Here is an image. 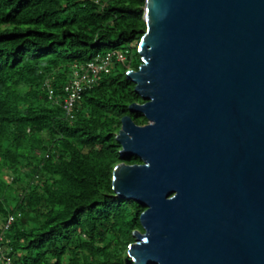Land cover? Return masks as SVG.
Here are the masks:
<instances>
[{
  "label": "water",
  "instance_id": "95a60500",
  "mask_svg": "<svg viewBox=\"0 0 264 264\" xmlns=\"http://www.w3.org/2000/svg\"><path fill=\"white\" fill-rule=\"evenodd\" d=\"M145 126L122 119L117 197L144 206L136 264H264V0H146ZM133 154V155H132Z\"/></svg>",
  "mask_w": 264,
  "mask_h": 264
},
{
  "label": "trees",
  "instance_id": "16d2710c",
  "mask_svg": "<svg viewBox=\"0 0 264 264\" xmlns=\"http://www.w3.org/2000/svg\"><path fill=\"white\" fill-rule=\"evenodd\" d=\"M146 0H0V233L12 264H133L146 208L113 190L122 119L145 101L129 71L142 62ZM121 51L68 117L72 67ZM54 91L50 100L46 83ZM8 230V229H6Z\"/></svg>",
  "mask_w": 264,
  "mask_h": 264
},
{
  "label": "built area",
  "instance_id": "2783aa9c",
  "mask_svg": "<svg viewBox=\"0 0 264 264\" xmlns=\"http://www.w3.org/2000/svg\"><path fill=\"white\" fill-rule=\"evenodd\" d=\"M113 58H116L117 61H121V62L125 60V56L123 55L122 52L109 54L105 59L98 58L94 62L90 63L87 67L88 71L91 72V77L89 74L83 75L81 80H86L89 82L90 80H94L101 71L108 69ZM69 92H70V97L67 101L65 109L68 111V114L70 115L72 106L75 104L77 100L80 99L81 94L83 92V86L81 85L79 80L73 83ZM13 220H14L13 217L9 218L8 223L6 225V229L9 228ZM0 264H12L10 251L6 252L5 250V237L3 234H0Z\"/></svg>",
  "mask_w": 264,
  "mask_h": 264
},
{
  "label": "clouds",
  "instance_id": "9594fccd",
  "mask_svg": "<svg viewBox=\"0 0 264 264\" xmlns=\"http://www.w3.org/2000/svg\"><path fill=\"white\" fill-rule=\"evenodd\" d=\"M146 23V22H145ZM146 29H147V25H146ZM142 40V39H141ZM141 40H140V42H141ZM139 45H140V43H139ZM139 45H138V51H139ZM116 52H121V51H112V52H108L107 54H100V55H97L95 58H93L92 60H90V61H88V62H85V63H83V64H79V65H74L73 67H72V74H71V79H70V81L68 82V85H67V87H66V89H65V91H66V94H67V97L65 98V101L63 102V109L65 110V112L67 113L66 115L68 116V117H70L71 115H72V113H70V115L68 114V111L65 109V106H66V104H67V101H68V99H69V97H70V92H69V90H70V88L72 87V85H73V83L75 82V81H78L79 80V82L81 83V85L83 86V92H82V94H81V97H82V95H83V93L87 90V89H90V88H92L94 85H95V83L97 82V80H98V78H99V76L100 75H102L103 73H105V72H107L108 71V69H109V67H108V69L107 70H104V71H101L97 76H96V78L94 79V80H90V82L89 81H86V80H81V78H82V76L83 75H87V74H89L90 75V77H91V72H89L88 71V69H87V67H88V65L90 64V63H92V62H94L96 59H98V58H101V59H105L109 54H113V53H116ZM112 61H113V59H112ZM112 63V62H111ZM110 63V64H111ZM110 66V65H109ZM130 72H132V71H129L128 73H127V76H129V73ZM129 78V77H128ZM46 89L48 90V97L50 98V100L54 97V91H53V89H52V87H51V84L49 83V82H47L46 83ZM81 97H80V99H81ZM79 99V100H80ZM79 100H77L75 103H77ZM144 104V103H143ZM74 106H75V104L72 106V108H71V111L73 110V108H74ZM131 107V106H130ZM70 111V112H71ZM148 124V123H147ZM146 124V125H147ZM120 133V132H119ZM118 137V135L116 136V138ZM118 140V139H117ZM122 149H123V147H122ZM121 153V152H120ZM124 153H121V155L124 157V155H123ZM122 165V164H121ZM127 165V164H126ZM120 166V165H119ZM118 168V166L116 167V169ZM116 169H115V171H116ZM115 171H114V173H115ZM114 173H113V176H114ZM114 190V189H113ZM10 218V217H9ZM9 220V219H8ZM7 220V221H8ZM8 223V222H7ZM13 223V222H12ZM12 223H11V225H12ZM10 227V226H9ZM7 231H10V229L8 228V230H6L5 229V232L4 233H0V234H3L4 235V237H5V239H6V233H7ZM138 232V231H137ZM136 232V233H137ZM144 232V231H143ZM142 232V233H143ZM134 237H135V235H134ZM136 242V241H135ZM133 245H134V243L133 244H131V245H129V247H128V250H127V254H128V257L132 260V262H133V264H136L137 263V261L132 257V252H133Z\"/></svg>",
  "mask_w": 264,
  "mask_h": 264
},
{
  "label": "rangeland",
  "instance_id": "374dc122",
  "mask_svg": "<svg viewBox=\"0 0 264 264\" xmlns=\"http://www.w3.org/2000/svg\"><path fill=\"white\" fill-rule=\"evenodd\" d=\"M118 138H120V134H118V137H117V139H118ZM132 155H133V154H132ZM138 232H139V231H138ZM140 232H141V231H140ZM136 242H137V241H136ZM136 242H134V244H136Z\"/></svg>",
  "mask_w": 264,
  "mask_h": 264
}]
</instances>
